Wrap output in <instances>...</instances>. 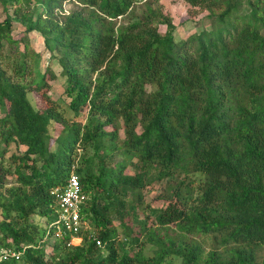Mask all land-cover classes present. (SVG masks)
Returning <instances> with one entry per match:
<instances>
[{
    "label": "trees",
    "instance_id": "trees-1",
    "mask_svg": "<svg viewBox=\"0 0 264 264\" xmlns=\"http://www.w3.org/2000/svg\"><path fill=\"white\" fill-rule=\"evenodd\" d=\"M186 1L211 27L178 41L159 0H0V251L21 253L2 264H264V0ZM73 174L90 228L48 252Z\"/></svg>",
    "mask_w": 264,
    "mask_h": 264
},
{
    "label": "rangeland",
    "instance_id": "rangeland-1",
    "mask_svg": "<svg viewBox=\"0 0 264 264\" xmlns=\"http://www.w3.org/2000/svg\"><path fill=\"white\" fill-rule=\"evenodd\" d=\"M248 0H242V5L244 7H247ZM158 4L161 6L162 10L164 13L169 16L173 24L175 25V37L178 41L180 40H185L191 35L195 33H199L205 29H209L211 27V21L210 18L207 17L208 12H201L198 9L192 8L186 0H159ZM66 11H70L72 9L76 8V4L67 2L64 5ZM38 10H41L40 5L38 6ZM142 8H139L137 11L140 13ZM1 10V8H0ZM38 11V13H39ZM36 13L35 15H37ZM4 19V16L2 17V20ZM167 28L165 26H160V32L161 33H166ZM25 32V26L24 23H22L20 20L15 19L14 21V28H13V36L15 38H20L24 35ZM30 37V47H29V52H28V59L27 63L29 64L30 70H32L35 74V77L37 76L38 72H44L48 60L50 57V54L47 52L45 45H44V40L43 38L38 34V33H31L29 35ZM20 50H24V45L21 44L19 46ZM52 69L56 73L57 80L52 82L51 84V97L59 102L63 107L67 106L69 99L64 96V90L66 87V78L62 75V69L60 68L58 63H54L51 65ZM34 77V78H35ZM81 120L84 121V118L82 117ZM85 122V121H84ZM111 128H108L107 130H110ZM59 127H54L53 128V135L57 136L59 134ZM120 139L123 140L125 135L123 131H120ZM14 150V146L12 148ZM12 151H9L8 154H10ZM8 156V155H7ZM123 160V157L120 154H115L113 155V160L112 163H110L111 166L115 167L117 163ZM129 172L131 174L134 173V170L130 167ZM12 182V181H10ZM158 189V187L156 188ZM158 194V191H152L151 193H147L145 199L146 202H152L154 207H159L163 203L162 201H158L155 198V196ZM154 199V200H153ZM153 200V201H152ZM38 222L41 223V225L45 228L48 227V224L45 223L44 220L42 219H36ZM128 220V219H127ZM115 226L117 227L119 225L118 220H115ZM135 227L136 224L132 223ZM85 229L88 230L90 227L88 224H84ZM137 230V228H136ZM53 237H48V244H47V251L51 252V240ZM123 239V237H121ZM82 239H76L74 241V244L76 246L80 245L82 243ZM208 248H212V240L208 239L206 240Z\"/></svg>",
    "mask_w": 264,
    "mask_h": 264
},
{
    "label": "built area",
    "instance_id": "built-area-1",
    "mask_svg": "<svg viewBox=\"0 0 264 264\" xmlns=\"http://www.w3.org/2000/svg\"><path fill=\"white\" fill-rule=\"evenodd\" d=\"M58 199L57 218L49 227L52 230L54 239L63 240L70 237L67 246L74 245V241L79 238L78 235L84 230L85 222L81 217V207L86 197L83 193L81 180L78 175L73 174L68 184L64 188H59L53 192ZM97 246L101 247L102 242L97 241ZM15 260L21 263V253L13 250L0 251V264L5 261Z\"/></svg>",
    "mask_w": 264,
    "mask_h": 264
}]
</instances>
